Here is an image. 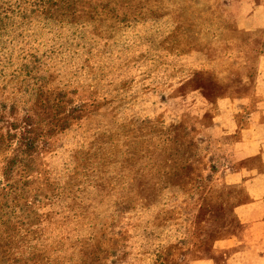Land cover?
Here are the masks:
<instances>
[{
	"label": "rangeland",
	"instance_id": "rangeland-1",
	"mask_svg": "<svg viewBox=\"0 0 264 264\" xmlns=\"http://www.w3.org/2000/svg\"><path fill=\"white\" fill-rule=\"evenodd\" d=\"M202 25L178 0H0V264H183L226 234L178 80L211 72Z\"/></svg>",
	"mask_w": 264,
	"mask_h": 264
},
{
	"label": "crops",
	"instance_id": "crops-1",
	"mask_svg": "<svg viewBox=\"0 0 264 264\" xmlns=\"http://www.w3.org/2000/svg\"><path fill=\"white\" fill-rule=\"evenodd\" d=\"M183 4L202 18L203 38L214 33L202 60L211 72L178 80L206 102L198 130L213 157L226 161L219 190L227 207L226 234L209 238L208 247L197 243L183 264H264V0Z\"/></svg>",
	"mask_w": 264,
	"mask_h": 264
},
{
	"label": "trees",
	"instance_id": "trees-1",
	"mask_svg": "<svg viewBox=\"0 0 264 264\" xmlns=\"http://www.w3.org/2000/svg\"><path fill=\"white\" fill-rule=\"evenodd\" d=\"M7 178V177H6Z\"/></svg>",
	"mask_w": 264,
	"mask_h": 264
}]
</instances>
